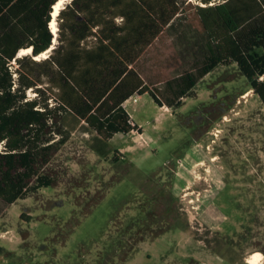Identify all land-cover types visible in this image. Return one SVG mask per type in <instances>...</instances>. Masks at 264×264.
I'll return each instance as SVG.
<instances>
[{"label": "rangeland", "instance_id": "rangeland-1", "mask_svg": "<svg viewBox=\"0 0 264 264\" xmlns=\"http://www.w3.org/2000/svg\"><path fill=\"white\" fill-rule=\"evenodd\" d=\"M197 23L177 19L136 63L165 102L166 80L197 56ZM249 88L236 63L221 65L179 107L161 108L148 93L129 102L144 134L107 140L61 113L51 135L67 140L43 169L57 180L11 205L0 199V264H244L255 251L264 264V105ZM178 156L169 174L183 213L172 210L168 230L146 232L145 181Z\"/></svg>", "mask_w": 264, "mask_h": 264}, {"label": "trees", "instance_id": "trees-1", "mask_svg": "<svg viewBox=\"0 0 264 264\" xmlns=\"http://www.w3.org/2000/svg\"><path fill=\"white\" fill-rule=\"evenodd\" d=\"M58 1L0 0V199L8 205L57 180L43 169L67 140L51 135L61 113L107 140L133 130L124 103L134 94L148 92L163 106L136 63L182 17L198 22L190 43L197 56L167 81L173 97L165 104L181 106L206 75L236 63L264 105V0H71L57 16V46L37 60L56 38L50 23Z\"/></svg>", "mask_w": 264, "mask_h": 264}, {"label": "flooded vegetation", "instance_id": "flooded-vegetation-1", "mask_svg": "<svg viewBox=\"0 0 264 264\" xmlns=\"http://www.w3.org/2000/svg\"><path fill=\"white\" fill-rule=\"evenodd\" d=\"M141 132H143L142 128L139 133ZM180 156L176 157V159L167 161L165 164L167 171L164 175H162L161 172L158 174L152 173L148 175L147 181H145L150 189L148 193L145 192V197H147L150 200L149 203H151L149 206L151 213L148 214L149 217H147L145 224L146 232L150 231L153 234H159L168 230L172 226V210L175 211V215L176 212L183 213L182 208L177 205V197L174 191V176H170V174L173 175V172H175L174 167L176 166V161H179L178 158ZM118 157L120 156L117 155V158ZM143 202L144 201H141L140 203ZM247 257L248 256H243L242 261L244 264H249Z\"/></svg>", "mask_w": 264, "mask_h": 264}, {"label": "bare ground", "instance_id": "bare-ground-1", "mask_svg": "<svg viewBox=\"0 0 264 264\" xmlns=\"http://www.w3.org/2000/svg\"><path fill=\"white\" fill-rule=\"evenodd\" d=\"M65 1L66 0H59L54 5V8H53V18H52V21H51L50 25H51L52 31L56 35H57V32H58L57 16H58L61 8L63 7ZM55 40H56V38L54 39V42H56ZM53 47L54 46L50 47L49 49H47L46 51L42 52L41 54L35 56V58L37 60H40V59L48 57V53L50 51H52ZM30 53H32V48H30V47L29 48H22L21 51H20V55H27V54H30ZM247 95H250V92L245 93L244 96H247ZM262 259H263V253L261 251L252 252L247 257V261L250 264H262Z\"/></svg>", "mask_w": 264, "mask_h": 264}, {"label": "crops", "instance_id": "crops-1", "mask_svg": "<svg viewBox=\"0 0 264 264\" xmlns=\"http://www.w3.org/2000/svg\"><path fill=\"white\" fill-rule=\"evenodd\" d=\"M183 69H185V68H183ZM179 71L181 72V69H179ZM141 76H142V78L144 79V81H145V84H147V85H150L149 84V82L146 80V78L141 74ZM173 78H169L168 80H166V81H169V80H172ZM163 81H160V83H162ZM150 87H152L151 85H150ZM248 92H250V91H248ZM146 93H148V92H146ZM146 93H144V94H146ZM149 94V93H148ZM143 95V94H142ZM137 96V98H138V100L136 101V102H134V103H137V102H139V100H140V98H141V95H139V94H134L133 96H131L130 98H128L129 99V102H133V98L134 97H136ZM172 97H173V95H172ZM171 97V98H172ZM155 102V101H154ZM163 102V106H160L161 108H164L165 106H168L167 104H165V102L164 101H162ZM127 111H128V108H127ZM129 112V111H128ZM129 114H130V116H131V118L133 119V117H132V114L129 112ZM119 134V133H118ZM144 134V133H143ZM135 139H136V137H134V141H135ZM136 141H137V139H136ZM131 147V146H130ZM132 148V147H131Z\"/></svg>", "mask_w": 264, "mask_h": 264}, {"label": "built area", "instance_id": "built-area-1", "mask_svg": "<svg viewBox=\"0 0 264 264\" xmlns=\"http://www.w3.org/2000/svg\"><path fill=\"white\" fill-rule=\"evenodd\" d=\"M132 100H133V102H136L138 100L137 96L134 97ZM128 103H129V99H127L125 101V103H124V106H125L126 109L128 108ZM130 122L134 126L133 130L131 131V133H139V131L141 129V126L137 125L132 118L130 119ZM139 134L142 135L143 132L142 133H139ZM135 141H136V139H135Z\"/></svg>", "mask_w": 264, "mask_h": 264}, {"label": "water", "instance_id": "water-1", "mask_svg": "<svg viewBox=\"0 0 264 264\" xmlns=\"http://www.w3.org/2000/svg\"><path fill=\"white\" fill-rule=\"evenodd\" d=\"M54 47H55V46H54ZM54 47H53V48H54Z\"/></svg>", "mask_w": 264, "mask_h": 264}]
</instances>
